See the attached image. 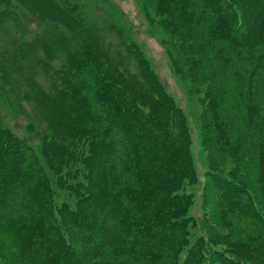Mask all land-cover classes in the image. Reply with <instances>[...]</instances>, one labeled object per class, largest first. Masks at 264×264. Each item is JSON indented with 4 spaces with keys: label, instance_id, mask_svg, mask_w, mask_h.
Segmentation results:
<instances>
[{
    "label": "trees",
    "instance_id": "1",
    "mask_svg": "<svg viewBox=\"0 0 264 264\" xmlns=\"http://www.w3.org/2000/svg\"><path fill=\"white\" fill-rule=\"evenodd\" d=\"M28 1L46 21L82 26L56 0ZM154 2L172 32L176 71L202 96L218 218L246 241L221 243L206 225L191 242L186 187L195 174L183 115L144 64L140 87L91 65L77 71L63 104L64 143L47 148L55 186L74 194L73 207L56 206L26 139L0 141V257L8 238L11 264H264L261 201L243 163L228 172L220 165L226 153L256 166L264 204V0Z\"/></svg>",
    "mask_w": 264,
    "mask_h": 264
},
{
    "label": "rangeland",
    "instance_id": "2",
    "mask_svg": "<svg viewBox=\"0 0 264 264\" xmlns=\"http://www.w3.org/2000/svg\"><path fill=\"white\" fill-rule=\"evenodd\" d=\"M26 1L0 4V141L27 140L56 189V206L73 207L76 201L66 187L55 186L57 166L50 164L47 148L52 139L64 143L69 127L62 120L63 104L77 71L98 65L102 73L122 76L130 86L140 87V64H144L190 130V160L195 177L187 184L186 192L191 197L188 217L196 223L191 242L203 236L207 226L221 243L231 239L246 241L218 218L219 192L210 181L211 149L203 137L202 96L191 93L190 83L176 71V55L166 42L172 32L163 24L154 0H56L80 21L82 26L76 32L46 21L32 2ZM247 158L259 166V158L251 151ZM220 159L226 172L236 169V163H243L239 168L247 171L264 211L259 188L252 182L258 178L256 166L248 167V160L237 161L226 153ZM2 250L0 264H11L6 257L16 250L13 242L7 238Z\"/></svg>",
    "mask_w": 264,
    "mask_h": 264
}]
</instances>
